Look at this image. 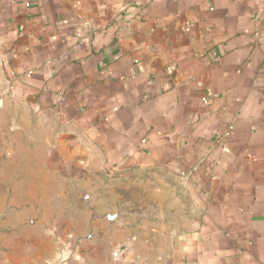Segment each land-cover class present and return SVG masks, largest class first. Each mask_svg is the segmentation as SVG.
<instances>
[{
	"label": "crops",
	"instance_id": "obj_1",
	"mask_svg": "<svg viewBox=\"0 0 264 264\" xmlns=\"http://www.w3.org/2000/svg\"><path fill=\"white\" fill-rule=\"evenodd\" d=\"M0 70L83 199L59 264H264V0H0Z\"/></svg>",
	"mask_w": 264,
	"mask_h": 264
},
{
	"label": "rangeland",
	"instance_id": "obj_2",
	"mask_svg": "<svg viewBox=\"0 0 264 264\" xmlns=\"http://www.w3.org/2000/svg\"><path fill=\"white\" fill-rule=\"evenodd\" d=\"M4 97L0 70V264H59V238L84 221L70 208L83 199L55 180L35 119L19 118L21 108Z\"/></svg>",
	"mask_w": 264,
	"mask_h": 264
}]
</instances>
